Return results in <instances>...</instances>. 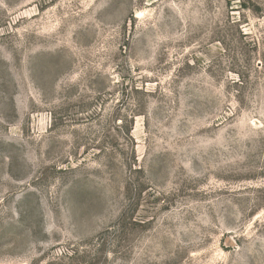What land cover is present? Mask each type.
I'll return each mask as SVG.
<instances>
[{
    "label": "rangeland",
    "instance_id": "1",
    "mask_svg": "<svg viewBox=\"0 0 264 264\" xmlns=\"http://www.w3.org/2000/svg\"><path fill=\"white\" fill-rule=\"evenodd\" d=\"M0 264H264V0H0Z\"/></svg>",
    "mask_w": 264,
    "mask_h": 264
}]
</instances>
